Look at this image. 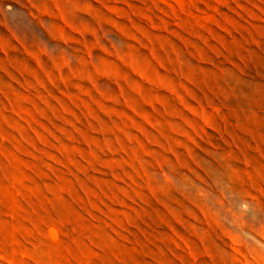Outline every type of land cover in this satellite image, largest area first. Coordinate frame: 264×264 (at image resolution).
Here are the masks:
<instances>
[{"label":"rangeland","instance_id":"1","mask_svg":"<svg viewBox=\"0 0 264 264\" xmlns=\"http://www.w3.org/2000/svg\"><path fill=\"white\" fill-rule=\"evenodd\" d=\"M0 264H264V0H0Z\"/></svg>","mask_w":264,"mask_h":264}]
</instances>
